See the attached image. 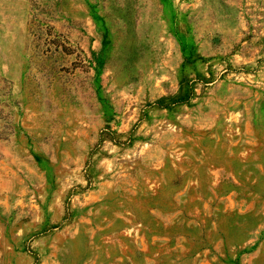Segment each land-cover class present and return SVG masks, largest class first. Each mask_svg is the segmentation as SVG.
<instances>
[{"label":"rangeland","instance_id":"rangeland-1","mask_svg":"<svg viewBox=\"0 0 264 264\" xmlns=\"http://www.w3.org/2000/svg\"><path fill=\"white\" fill-rule=\"evenodd\" d=\"M0 264H264V0H0Z\"/></svg>","mask_w":264,"mask_h":264},{"label":"trees","instance_id":"trees-1","mask_svg":"<svg viewBox=\"0 0 264 264\" xmlns=\"http://www.w3.org/2000/svg\"><path fill=\"white\" fill-rule=\"evenodd\" d=\"M188 96H189V94L187 93H183V94H181L180 96H178L176 99H175V101H183V100H185V99H187L188 98Z\"/></svg>","mask_w":264,"mask_h":264}]
</instances>
